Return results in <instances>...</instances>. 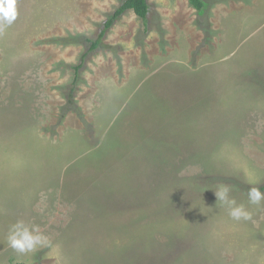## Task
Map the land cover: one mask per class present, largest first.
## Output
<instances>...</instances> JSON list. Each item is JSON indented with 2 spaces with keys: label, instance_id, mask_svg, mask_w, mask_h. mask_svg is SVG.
<instances>
[{
  "label": "rangeland",
  "instance_id": "1",
  "mask_svg": "<svg viewBox=\"0 0 264 264\" xmlns=\"http://www.w3.org/2000/svg\"><path fill=\"white\" fill-rule=\"evenodd\" d=\"M123 1L16 0L0 28V264H264V0H148L72 92ZM17 219L51 246L9 247Z\"/></svg>",
  "mask_w": 264,
  "mask_h": 264
},
{
  "label": "clouds",
  "instance_id": "2",
  "mask_svg": "<svg viewBox=\"0 0 264 264\" xmlns=\"http://www.w3.org/2000/svg\"><path fill=\"white\" fill-rule=\"evenodd\" d=\"M16 17V0H0V28L11 25ZM230 191L227 185H220L215 189L217 201L226 208L228 215L233 220H250V211L247 210L244 204H238L236 199L230 196ZM248 201L250 204L259 205L264 201V193L258 187H250ZM6 240L9 247L20 254L33 252L38 247H50L52 244L49 237L40 231L38 225L30 224L24 219H17L9 225Z\"/></svg>",
  "mask_w": 264,
  "mask_h": 264
},
{
  "label": "trees",
  "instance_id": "3",
  "mask_svg": "<svg viewBox=\"0 0 264 264\" xmlns=\"http://www.w3.org/2000/svg\"><path fill=\"white\" fill-rule=\"evenodd\" d=\"M192 7H194L198 13L203 14L207 9V2L205 0H188ZM128 10H132L143 22L145 32L148 31V20L150 14V4L148 0H124L119 7L108 17L105 21L103 28L95 38H89L87 40L88 46L86 51L82 54L80 62L74 66V78L72 81V92L75 91L79 79L80 72L87 57L103 46L104 38L107 31L114 25V23ZM264 191V186L261 187Z\"/></svg>",
  "mask_w": 264,
  "mask_h": 264
}]
</instances>
